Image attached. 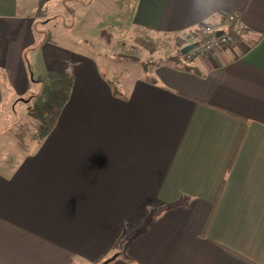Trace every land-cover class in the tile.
I'll return each instance as SVG.
<instances>
[{
  "label": "crops",
  "instance_id": "0c3cea01",
  "mask_svg": "<svg viewBox=\"0 0 264 264\" xmlns=\"http://www.w3.org/2000/svg\"><path fill=\"white\" fill-rule=\"evenodd\" d=\"M64 1L60 6L71 15L90 6ZM116 3L106 21L118 34H166L186 46L193 44L186 37L210 24L230 30L232 42L196 57L192 64L203 77L154 67L157 83L138 71L122 77L130 82L126 90L115 76L125 67L105 70L104 78L98 58L85 50L73 46L64 59L45 44V24L56 12L44 7H58L57 0H0V126L3 108L16 112L19 102L33 100L34 85L45 82L35 78L34 63L50 76L47 95L63 87L57 107L63 103L70 113L68 124L57 115L52 126L40 123L34 143L18 141L7 123L0 129V264H101L113 255L109 264H264V0ZM231 13L238 16L227 26ZM104 60L110 67L113 59ZM38 105L19 107L38 119L52 117L46 109L32 113ZM161 113L171 120L164 124ZM183 117L181 132L174 137L172 128L162 138L166 146L151 144L163 130L153 121L166 129ZM94 119L107 126H93ZM98 198L105 202L93 211ZM126 198L133 205L138 198L155 200L142 220L149 207L122 221L139 227L120 249L107 230L110 215L125 212Z\"/></svg>",
  "mask_w": 264,
  "mask_h": 264
},
{
  "label": "rangeland",
  "instance_id": "374dc122",
  "mask_svg": "<svg viewBox=\"0 0 264 264\" xmlns=\"http://www.w3.org/2000/svg\"><path fill=\"white\" fill-rule=\"evenodd\" d=\"M85 1L90 4L89 9H87L86 11L84 9L83 12L81 9L77 14H73V15L69 13V9H67L66 6H60V5L65 4L64 0H57L58 5H59L58 7H54L52 5H46L44 7V9L48 10L50 13L56 12L55 19L52 18V16H50V18H52L51 19L52 23L47 22L45 24V25L47 24L49 25L46 27V30L44 31V38L45 40H47L45 44L50 43V44L55 45L58 48L57 49L58 56H61L64 59L67 57H71L68 51L69 50L73 51L74 49L72 48L73 46L76 47V51L85 50L87 52V54H85L87 57L94 56L98 58L97 63L99 64L98 65L99 67H97L98 68L97 70L104 78H105L104 74L106 73L105 70L111 72V70H115L116 67H118L119 69L125 67L122 71L118 70L119 72L115 74V76L117 77L116 80H119V78H122L123 76L130 75V74L134 77H137L138 71H140V75L143 76L144 70L140 66V64L131 63V61H129L130 59L128 58L136 57L140 59L141 61L151 63L155 61L156 59H159L169 54H174L176 52L177 46L174 41L175 36L152 34L151 35L152 37L160 39V43H159L158 51L154 54H150L143 47L138 46L137 43H135L134 40L136 36L133 37L132 33L129 32L128 29L121 31L120 34H118L117 32H113L112 28L108 27V21H106V19L108 18V15H110L109 12L113 10L114 8H116L117 0H85ZM129 1L130 0H119V3L121 5L122 4L127 5ZM76 3L77 2L72 1L71 4H73L74 6L72 5L71 6L75 8V5L78 6ZM42 25L44 24H42L41 22L37 24L38 34H40L43 30ZM81 25L86 27L85 35H82L81 33L82 29L79 30ZM103 30H106V32H113V35L108 36L106 32L101 34ZM143 33L147 34L145 32ZM80 37L88 38L89 41H87L86 46L84 42L81 44ZM43 43L44 42L42 41L39 44V46L42 45ZM48 47H51V45L47 46L46 48V56L49 60L51 53L49 52ZM198 47L199 45L195 47L194 49H197ZM33 51L34 50H30L28 52V55H31ZM104 56L109 57L110 59H113V61H109L110 67L106 66ZM101 58L104 61L102 60L100 62ZM33 66H34L35 78L38 76H42L40 79H43L45 82H40L37 85L36 84L34 85L33 93H32L33 100H31L27 104H24L21 102H19L18 104L16 103L17 105L15 107L16 108L15 111L18 109L16 112H12L11 110L5 111L6 109L3 108L4 111L2 112V115L4 117L2 121V126H0V129H3L5 128L6 123H7L6 131L9 129H14V131L16 132L14 135L16 136L18 141H21L22 140L21 138L23 137V140L26 139L29 143L36 142L35 138H37L39 134L37 133L35 134L34 132L36 130L38 131V127L40 126V123H44V125H47V126H52L54 122L52 121V118H54L55 115H57L61 117V124H68V117L70 114L68 111V108L62 110V107L64 106L63 103H61L60 106L57 107L59 98H61V96L64 93L63 87L62 86L52 87L53 91L47 95V90H45V87L48 86V83L50 81V76L49 74H46L45 72L46 70L40 71L36 69L35 63ZM150 66H153V63H151ZM151 69L152 68H150V70ZM34 73H31V74L34 76ZM78 79L80 80V77H78ZM72 81H74L75 83L76 79L71 78V82ZM74 83H73V86H74ZM120 83L124 85L126 90H129L128 84L130 82L128 83L125 79L122 78ZM119 86L121 85H118V87ZM71 90L72 88L70 87L67 88L66 94L69 95V91ZM126 90L124 89L123 91L127 93ZM72 93H74V89ZM50 94L52 95L49 96ZM46 95L48 97L45 99L44 97H46ZM33 104H39V105L37 106V109L34 110V112L32 113H37L41 115L42 114L41 110L46 109L49 111L48 114H50V116L52 115V117L49 118L48 116H44V118L38 119V118H35L34 115H31L29 112L28 113L31 115L30 117H28L29 114H27V112H23L22 114L20 107H25L26 109ZM66 106H67V103H66ZM80 113H83V111H80ZM159 116L161 120L164 119L163 113H161ZM166 119L171 120V118L168 116V113H167V118L164 119V124H166L167 122ZM87 122L89 123V121ZM184 122H185V117L180 119L179 124L177 123L176 125L173 124V126H170L168 125L169 123H167V128L164 129L163 128L164 126H161L162 124H159L158 122L153 121L152 126L154 128L158 129L159 127H161V129L163 130L156 131V133H154L156 135L150 138V141L152 142L151 144H155L157 146L163 144L166 146L167 140L165 139L164 142L162 143L161 141L162 138L168 137L169 132H170L169 130L172 128L173 130H175V135H174L175 137L178 133L181 132L184 126ZM82 123L83 121H80L77 119L78 125ZM92 124L93 126L98 125V126H103L104 128L107 126L106 123L102 125V122L100 123L96 119L93 120ZM153 127H151L149 124H146L144 128L151 131ZM145 134H148V133L144 132L141 135L142 138L145 137ZM137 137H139L138 134H137ZM168 145L174 146L175 144L170 142L168 143ZM169 149H171V147ZM132 200H131V203L128 204V206L125 208L124 213L116 211L113 213V215H110V221L108 223V226L110 225V228L107 230V233H108L107 235L109 236L108 239L111 242L115 237H117V239L114 241V243L117 242L114 245V247L120 246V249L124 246V244L127 243L128 238L135 232V230L138 229L137 227H139V225L136 226L130 222H125L124 226H122V221L123 220L126 221L127 219H130V218L134 220L136 216L138 215L140 216L141 212L144 211L143 207H146V208L149 207L148 212L142 215L140 219L142 220L150 213L151 211L150 207L153 206L155 199H151V198L139 199L138 198L135 205H133L135 199H132ZM94 201H93L94 206L92 210L99 211V209L101 208V206H98L99 201L103 202L104 204L105 199L98 198V199H94ZM129 202L130 201L127 200L125 204ZM134 207L135 208L137 207L138 209L134 211L133 210ZM110 209H112L111 206H110ZM97 216L99 218L100 214H97ZM123 216L125 217L122 218ZM151 216H153V214ZM114 224H115L114 229H111L112 225Z\"/></svg>",
  "mask_w": 264,
  "mask_h": 264
},
{
  "label": "trees",
  "instance_id": "16d2710c",
  "mask_svg": "<svg viewBox=\"0 0 264 264\" xmlns=\"http://www.w3.org/2000/svg\"><path fill=\"white\" fill-rule=\"evenodd\" d=\"M143 32L144 31L137 33L135 40H134L135 43H137L138 46L143 47L150 54L156 53L158 51L160 39L154 38L151 35H149L148 33L144 34ZM228 33L231 36H233L232 33L230 32V30H228ZM198 34H199V40L196 42L198 45H201L204 41L210 40L216 36V33L201 35L199 32H197V35ZM174 41H175V44L177 46L176 52L174 54L166 55L164 57H161V58L156 59L155 61L151 62V63H153V66H150L151 63L141 61L140 59H138L136 57H131L128 59H130L129 61H132V62H135V63H138L141 65V67L143 68L144 73L146 75L147 81H149L150 83H157L158 82V80L150 74V68L160 67V66H170V67H173L175 69L185 71V72H190L192 74L203 77L204 76L203 73L201 71H199L196 66H194L192 63H186L185 62L187 54L186 55L181 54V49L184 47L186 42H184V40H181L180 37H176V36L174 37ZM114 90H115L114 93L119 92V91H117L116 87H114ZM124 200H125V202L127 200L131 202L132 199L126 198ZM127 205H128V203L125 204V207H127Z\"/></svg>",
  "mask_w": 264,
  "mask_h": 264
},
{
  "label": "built area",
  "instance_id": "2783aa9c",
  "mask_svg": "<svg viewBox=\"0 0 264 264\" xmlns=\"http://www.w3.org/2000/svg\"><path fill=\"white\" fill-rule=\"evenodd\" d=\"M237 14L231 13L225 18V22L227 26H229V23H232L236 20ZM244 26L240 24L237 28H235V32L238 34H241L243 31ZM220 31L219 27L206 24L201 27L200 31H198L201 35H207V34H214ZM224 31L223 34L220 36H215L214 38L204 41L197 49H193L190 52L187 53L185 62L186 63H192L196 57L200 53L210 55L212 54L215 50L220 49L223 46L229 45L232 42V36L228 33V30H222ZM185 40L188 43H195L199 40V34L197 33L191 34L188 37L185 38Z\"/></svg>",
  "mask_w": 264,
  "mask_h": 264
},
{
  "label": "water",
  "instance_id": "95a60500",
  "mask_svg": "<svg viewBox=\"0 0 264 264\" xmlns=\"http://www.w3.org/2000/svg\"><path fill=\"white\" fill-rule=\"evenodd\" d=\"M221 34H223V32H217L216 36H220ZM198 44L197 43H193L190 45H186L181 49V54L182 55H186L188 52H190L191 50H193L195 47H197ZM117 257V255H113L112 257L106 259L104 262H102L101 264H109L110 262H112L115 258Z\"/></svg>",
  "mask_w": 264,
  "mask_h": 264
}]
</instances>
